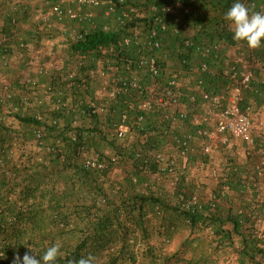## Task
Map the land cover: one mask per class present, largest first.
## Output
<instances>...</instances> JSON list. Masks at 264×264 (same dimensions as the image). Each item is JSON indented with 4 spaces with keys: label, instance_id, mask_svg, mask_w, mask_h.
I'll list each match as a JSON object with an SVG mask.
<instances>
[{
    "label": "trees",
    "instance_id": "trees-1",
    "mask_svg": "<svg viewBox=\"0 0 264 264\" xmlns=\"http://www.w3.org/2000/svg\"><path fill=\"white\" fill-rule=\"evenodd\" d=\"M9 1L14 2L5 1V6L10 5ZM54 1L57 0H42L41 4L36 5L25 0L20 9L16 10V14L21 11L29 14L32 7H36L34 14L37 17L34 19L40 18L39 21L33 19L36 31L42 30L44 33L54 26L53 18L55 22L64 21V18L57 20L54 16H50L48 20L41 17ZM175 1L189 5L190 11L164 13V6ZM235 2L237 0H124L118 8L123 5L134 6L138 10L136 16L121 24L113 20V26L108 28L92 21L95 26H91L90 22L87 28L76 31L81 33L79 38L75 39L74 33L70 37L77 71L73 78L67 79L68 83L70 82L68 93L73 97L72 104L84 100L87 96H93L94 83L83 75L88 68H95L92 57L105 59L104 66L112 64L122 68L127 59H135L136 47L131 44L108 51L109 45L118 43L123 37L131 36L135 27L140 28L143 34L150 25H157L156 17H161L167 25L161 35V48L156 52L161 56L164 65L166 58L171 56L181 72H186L191 77L190 67L207 62L210 70L199 73V78L204 81L207 74L216 77L215 83H228L229 80L223 74L224 67L240 65L241 61L229 60L225 47L239 46L244 49L247 45L246 42L233 39L231 23L225 19L226 12ZM239 2L244 3L250 11H255L256 4L264 0ZM250 3H254V7H251ZM10 13L11 11H7L4 24L1 25L2 32L9 35L13 27L18 31V25L9 20ZM20 39L27 44L23 50L27 54L31 51L29 42L21 37ZM185 40L191 44L184 45ZM262 47L264 48V39ZM206 48H209L208 53L205 52ZM81 56H84L86 66L79 63ZM256 56L247 58L260 62L263 55ZM183 59L187 62L184 63ZM82 75L85 78V86L79 87L77 82ZM62 77L59 80L66 83ZM142 80L146 84L149 81L145 76H142ZM59 82L56 86H59ZM251 85L252 81L249 87ZM249 87L244 90L242 101ZM113 110L118 115L128 109L125 103L120 102ZM127 113L130 117L134 114L131 110ZM37 114L42 115L43 120H39ZM72 116L71 112L57 113L48 104L45 109L39 108L27 115L21 111L11 115L18 121V128L9 127L4 121L0 123V264H12L16 255L22 259L30 248L35 249L37 258H41L45 250L57 242L62 245L61 255L54 264H67L69 260H78L87 254V249L91 246L97 251L108 248V254L105 255L107 264H115L121 256L125 258L126 255L133 259L132 250L126 246L124 248L128 242L126 235L129 234V240H132L131 236L136 239L132 229L137 226L148 236L145 223L151 214L160 215L162 222L167 223L166 232L176 228V219L181 222L187 220L189 226L195 228L203 216H208L209 220L213 221V233L218 237V242L238 236L242 263L264 264V237H260V230L249 217L252 210L247 212L240 206L238 210H241V213L237 211V215L223 217L221 214L222 209L217 200L227 198L228 187L232 186L235 177L234 170L231 173L233 165L229 164V161L221 157V168L218 169L217 166L210 169V179L216 181L213 189L216 187L217 190L207 200L192 184H184L185 180L178 172L177 166L176 174L179 180L175 188H171V193L168 192L170 197L167 192L163 193V183L154 181L160 184V188L149 184V175L141 169L145 165L151 170H156L157 166L150 159L149 151L164 150V145L169 140L168 125L165 120L160 121L159 110L153 111L141 127L132 126L131 132L136 135V139H130L132 141L126 140L130 138H126V135L116 138L106 130V127H111L113 119L109 113L104 116H82L79 120L88 119V123L79 121L77 126L72 125ZM54 117H58V122L52 125L50 120ZM37 127L43 131L41 140H37L33 133ZM70 130L78 132L76 140L68 138L67 132ZM91 132L93 134H90ZM39 142L41 149L37 151ZM101 143H107L111 149H115L112 151L117 155V162L110 163L102 170L84 168L81 162L83 155L99 153L97 149ZM56 145L62 149L63 155L52 150ZM165 152L176 154V151ZM190 156L203 158L190 153L184 158H178V164L180 161L183 164L182 169L187 166ZM206 162L203 161L204 164ZM114 165H119L122 171L116 180L109 177ZM201 165L203 166L202 162ZM213 172H216L215 176ZM250 176L248 175L247 180L254 181L255 178ZM144 184L148 190L140 191L139 187ZM180 191L187 194L197 193L201 198L200 206L193 210L181 208L176 202L177 193ZM261 202L262 200L257 209ZM122 216L126 220L125 223L121 219ZM227 220L232 224L229 231L224 228ZM121 228L126 229V235L117 234ZM117 236H123L120 251L112 247ZM132 243L134 245V242Z\"/></svg>",
    "mask_w": 264,
    "mask_h": 264
},
{
    "label": "built area",
    "instance_id": "built-area-1",
    "mask_svg": "<svg viewBox=\"0 0 264 264\" xmlns=\"http://www.w3.org/2000/svg\"><path fill=\"white\" fill-rule=\"evenodd\" d=\"M8 0H0V25L4 24V15L7 11L10 13V21L16 25V10L20 9V5L25 0L9 1V6H5L3 2ZM67 0H57L51 2L45 14L41 17L48 20L50 16H54L57 20L62 18H70L78 22L89 21L91 26H95L92 22L91 14L87 11L90 8H102V12L111 20L123 23L138 14V10L131 5L118 6L124 3V0H71L77 8L72 6L62 7L61 2ZM254 7V3L249 4ZM119 9V13L117 10ZM154 9V8H153ZM190 6L183 5L180 1H175L164 6V13H174L175 11L189 12ZM256 12H264V2L255 6ZM157 25H150L142 34L140 28L135 27L131 36L123 37L118 43H112L108 47V51H113L117 47L130 46L136 47L135 59H127L124 66L119 68L115 65L104 66L105 59H98L101 65L94 69L88 68L83 75L94 83L93 96H87L84 100L77 101L72 104V95H65L70 82L67 79L73 78V72L63 75L62 79L67 81L66 89L58 87L55 84H47L42 87L43 96L39 94V83L37 76H51L50 69L46 66L38 65L35 70L25 71L20 79L21 92L15 93L9 82L0 81V123L7 116L37 106H43L45 101L49 102L50 108L60 114L72 113V125L77 126L82 116H104L109 113L111 127H106L108 132L116 138H123L132 130V126L141 127L142 123L150 116L153 111H160V121L165 120L168 128L181 127L186 124L188 114L185 110L180 109V100L184 95L182 91L183 82L180 78L181 70L177 67L171 73L166 74L165 65L160 55L156 52L160 50L162 45L161 35L166 30L167 25L161 17L155 18ZM51 26V25H48ZM74 38L80 37V32H74ZM188 40L184 41V45H190ZM262 44V41H261ZM27 44L20 39L16 28L9 34H0V65L8 67L12 61H20L24 54L23 50ZM209 48L205 49L208 53ZM11 56L14 60H11ZM84 56L80 57L79 63L87 65ZM183 62L186 63L185 59ZM210 68L207 62H201L198 66L189 68L192 73L191 78L200 90V95L206 105L211 109V115L203 117H193L191 123L195 126L193 130L175 134L170 131L171 140L173 142L176 154L166 153L164 150L153 149L149 151L150 159L156 164V170H151L148 166L143 165L142 171L148 174L154 181L165 183L171 188H175L179 177L176 174L178 166L177 159L184 158L189 153L197 154L201 157L210 155L213 151L215 142L225 144L228 142L230 135L244 141L246 150L252 152L256 147L254 140V127L251 120V108L249 106L242 107L243 92L249 87L250 81L255 74V68L251 63H242L240 65H228L223 69V74L229 80L223 91H208L203 86V80L199 78V73L209 72ZM164 73L166 76H164ZM82 76L77 82L79 87L85 86V78ZM142 76L149 79L146 84L142 80ZM16 96V97H15ZM196 95H189V101L196 103ZM120 102L125 103L128 110L134 112L130 117L126 110L118 115L113 110ZM39 120H43V116L36 115ZM58 117L50 120L52 125L57 124ZM204 123H212V127L203 126ZM33 133L37 140H41L43 136L42 128H34ZM78 132L70 130L67 136L71 140H76ZM90 134H93L91 132ZM39 142L37 151L41 149ZM58 154H62V149L55 146L52 149ZM63 157V156H61ZM82 165L86 169L102 170L110 163L117 162V155L113 152L108 154H84L82 157ZM264 172V157L259 155L258 160L254 163L251 178L259 177ZM216 175V172H213ZM176 202L185 210H193L200 206L201 198L197 193L178 192ZM260 211L264 212V199L260 204ZM241 213V210H239ZM249 217L258 227L264 218L258 210L249 213Z\"/></svg>",
    "mask_w": 264,
    "mask_h": 264
},
{
    "label": "crops",
    "instance_id": "crops-1",
    "mask_svg": "<svg viewBox=\"0 0 264 264\" xmlns=\"http://www.w3.org/2000/svg\"><path fill=\"white\" fill-rule=\"evenodd\" d=\"M42 0H29L31 4L39 5L41 4ZM59 1V0H58ZM62 6H72L76 7V4L71 1H63L61 2ZM258 5V4H256ZM97 10H102V8H93ZM29 14L25 12H20L17 14L18 18V31L19 37L23 38L25 41L29 42L30 48L32 45H36V50L32 52H28L27 54L24 53L22 59L20 61H27L28 63H32V66H26L25 68L18 69L23 74L27 70H31L32 72L35 70L38 63H44L47 68L50 69L51 76L41 75L37 76L38 85H39V95L43 96L42 87L47 84H58V87H63L66 89L67 84L63 81L59 80L64 74L67 75L70 72L77 73L73 67L74 64V53L71 49V44L69 39L71 35L79 30L87 28L88 24L84 23L86 21L78 23L79 25L73 27L71 23H63L55 22L53 18L54 25H57L55 28L54 34L50 33L49 36L43 35V31H36V23L33 21L32 18L28 16ZM94 16V17H92ZM91 16L92 21H95L97 25H102L104 27H112L113 20H103L97 17L96 14ZM74 21V19H70ZM76 22V21H75ZM20 23L22 25H20ZM47 31V30H46ZM43 44V46H42ZM225 53L228 56L229 60L241 61L242 63H248L250 61L255 68V74L252 78V85L245 93L244 100L242 101V107L249 106L251 108V120L253 123L254 129V140L256 143V147L254 151L250 152L246 150V145L244 141L241 139L231 136L227 143L222 144L218 141L214 143L213 151L208 155L206 164L203 163L205 159H197L194 156L189 157V162L185 168L182 169L181 161L178 164V172L181 173L183 179L185 180L186 185L192 184L193 188L197 189L200 192H206L209 188H213L214 184L216 183L215 180L210 179L209 171L213 168L219 167L221 168V164H219L221 157H223L226 161H229V164L233 165L232 170L235 177L232 181V186L228 187V196L224 200H217L220 209H222L221 214L223 217L230 216L231 214L237 215V211L240 206L245 209V211H249L255 209L259 202L264 199V172L261 176L255 177L254 181L247 180L248 175L253 173V166L254 163L258 160L259 155L264 157V48L262 44L259 48L251 49L246 45V48L242 49V47H233V46H226ZM254 57L263 55L260 62L259 60L256 62L251 58H247V56ZM256 56V57H257ZM261 57V56H260ZM93 59V57H92ZM11 60H14V57L11 56ZM97 60V59H96ZM77 60H75L76 62ZM95 64V61H92ZM98 62V60H97ZM98 63H96L97 65ZM13 67L12 65L8 66ZM177 65L174 59L169 56L165 60V71L166 74L176 71ZM10 70L5 71L4 73H0L1 77H6L10 75ZM17 73V72H16ZM67 73V74H66ZM182 79V91L183 96L180 100L179 108L183 109L188 114V119L184 126L174 127V129L168 128V135L169 140L165 143L164 150H168V152L175 151L173 142L171 140L170 131H173L175 134H182L183 132H188L193 130L195 127L191 123V119L195 117H203L204 115H211V109L206 105L205 101L202 99L200 95V90L197 88L196 83L193 81L191 77H189L188 73L181 72L179 75ZM216 77H210L209 75H205L203 86L208 91H223L225 89L226 83L217 82L215 83ZM11 79V78H10ZM2 81V80H0ZM227 81V80H225ZM61 82H63L61 84ZM10 83V82H9ZM12 84V83H11ZM21 87V86H20ZM21 89L14 90L15 93L21 92ZM69 95L68 91L66 90L65 95ZM195 94L197 99L196 103H191L189 101V95ZM16 97V96H15ZM49 104L48 101H45L44 105L39 107L41 109H45L46 106ZM37 106L30 107L28 109L36 110L39 109ZM168 125V123H167ZM212 123H204L203 126L212 127ZM174 149V150H173ZM194 160V161H193ZM201 162L203 166L201 165ZM251 177V176H250ZM256 210L264 218V212L260 211V208ZM231 228V227H230ZM260 237H264V231L260 230L259 235ZM264 241V240H263Z\"/></svg>",
    "mask_w": 264,
    "mask_h": 264
},
{
    "label": "rangeland",
    "instance_id": "rangeland-1",
    "mask_svg": "<svg viewBox=\"0 0 264 264\" xmlns=\"http://www.w3.org/2000/svg\"><path fill=\"white\" fill-rule=\"evenodd\" d=\"M62 6V5H61ZM64 7V6H62ZM36 7H32V9L29 12V17L34 19V17H37L36 14H34L36 11ZM91 16L93 14H96L97 17L100 19L105 20H110L109 17H106L102 10H97L90 8L87 10ZM39 15V14H38ZM94 17V16H92ZM37 18L34 20L36 21ZM40 19V18H39ZM39 19H37L39 21ZM18 20V18H17ZM33 20V21H34ZM96 21V20H95ZM94 21V22H95ZM64 22L71 23L73 27L78 26V22L75 20L71 21L70 18H64ZM86 24H90L89 21L84 22ZM19 25V24H18ZM20 25H22L20 23ZM57 25L52 26L49 30L45 31L43 35L49 36L50 33L55 32L53 28H55ZM0 33H2L1 30V25H0ZM30 42V41H29ZM43 46V44H42ZM36 45L31 46L32 52L36 50ZM31 52V51H30ZM31 52V53H32ZM98 60V59H97ZM97 60L93 57L91 61H95L94 67L100 66L101 61ZM74 64L73 67H70L71 70L75 69V63L74 61L72 62ZM96 63H98L96 65ZM13 67H4L0 65V73H4L5 71H10V75L6 77H1L0 80L5 81V82H10L11 87L13 90H18L20 89L21 85L19 83V79L21 77V71L18 69L20 68H25L26 66L31 65L32 63H28L27 61H12L11 64ZM38 65L45 66L44 63H38ZM17 72V73H16ZM11 78V79H10ZM17 92V91H16ZM93 95V94H92ZM21 112L23 114L27 115L32 113V109H24ZM82 120V119H81ZM80 122L88 123V119H83ZM5 124H7L9 127L13 128H18L19 124L16 119H13L11 116H7L4 120ZM130 137V138H129ZM136 135L134 132L130 131L126 134V140L130 139H136ZM130 140V141H132ZM112 150L115 151V149H111V147L107 143H101L100 146H98L97 151L101 154H108L110 152H113ZM206 158L208 157H203L202 159L207 160ZM211 169V168H209ZM122 174L121 168L119 165H114V168L112 169L109 177L113 180L118 179V177ZM148 183L153 184L154 186H158L160 188V184L154 183V180L152 177L148 176ZM150 185V186H151ZM152 185V186H153ZM165 187H164V186ZM162 191L163 193L166 194V192L171 193V187L168 186L167 184L163 183ZM215 186V185H214ZM140 191L142 189L148 190L147 186L142 185L139 187ZM168 189V190H165ZM216 187L209 188L206 192H200L201 196L207 200L209 199L215 192ZM168 193V194H170ZM171 197V194H170ZM174 216H176L174 214ZM123 223L126 222L124 216L121 217ZM176 228L170 229L168 232H166V222H162V219L160 215H155L151 214L147 217L146 219V229L148 232V236L144 235L141 232V228L136 226L132 230H134V239L132 236V240H129V234L127 233L125 228L118 229V235H123L127 233V238L129 244H125V246L129 249L132 250L133 254V259H131L128 255L121 256L119 260L115 264H244L241 261V255L239 253V250L241 248L240 246V240L238 236H234L233 239H224L221 243L218 242V237H216V234H214V224L212 223L213 221L209 218L208 216H203L202 219L197 224V227L193 228L189 226V222L186 220H183L182 222L180 219H176ZM128 224V222H127ZM232 226L231 222L228 220L225 221L224 223V228L226 230H230V227ZM133 227V226H132ZM259 230L264 231V221L258 226ZM113 236V235H111ZM119 237V238H118ZM123 236H117L116 243L112 245V247L115 250L122 249V243H123ZM186 241V242H185ZM134 242V245L133 243ZM220 243V244H219ZM130 245V246H129ZM88 254L94 255L97 260L96 264H107V259L105 255L108 254V248H105L101 251H97V249L94 248V246H91L90 248L87 249V256ZM246 264V263H245Z\"/></svg>",
    "mask_w": 264,
    "mask_h": 264
},
{
    "label": "clouds",
    "instance_id": "clouds-1",
    "mask_svg": "<svg viewBox=\"0 0 264 264\" xmlns=\"http://www.w3.org/2000/svg\"><path fill=\"white\" fill-rule=\"evenodd\" d=\"M225 19L231 23L235 41L246 42L251 49L261 46L264 39V12L250 11L244 3L237 0L226 12ZM61 247L59 242L49 246L41 258H37L35 249L30 248L22 259L19 255L14 256L12 264H54L61 255ZM96 260L94 255L88 254L78 260H69L67 264H96Z\"/></svg>",
    "mask_w": 264,
    "mask_h": 264
}]
</instances>
